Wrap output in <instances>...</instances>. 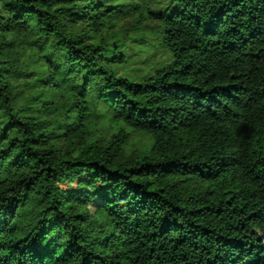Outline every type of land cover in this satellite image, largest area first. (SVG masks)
Segmentation results:
<instances>
[{
    "label": "trees",
    "instance_id": "trees-1",
    "mask_svg": "<svg viewBox=\"0 0 264 264\" xmlns=\"http://www.w3.org/2000/svg\"><path fill=\"white\" fill-rule=\"evenodd\" d=\"M0 264H264V0H0Z\"/></svg>",
    "mask_w": 264,
    "mask_h": 264
},
{
    "label": "rangeland",
    "instance_id": "rangeland-1",
    "mask_svg": "<svg viewBox=\"0 0 264 264\" xmlns=\"http://www.w3.org/2000/svg\"><path fill=\"white\" fill-rule=\"evenodd\" d=\"M146 58L145 52L143 51V48L141 47H135L134 55H133V63L132 67L130 69L131 74H136V69L141 66V62L144 61Z\"/></svg>",
    "mask_w": 264,
    "mask_h": 264
}]
</instances>
